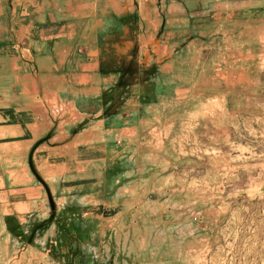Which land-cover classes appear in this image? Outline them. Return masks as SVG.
<instances>
[{
	"label": "rangeland",
	"instance_id": "374dc122",
	"mask_svg": "<svg viewBox=\"0 0 264 264\" xmlns=\"http://www.w3.org/2000/svg\"><path fill=\"white\" fill-rule=\"evenodd\" d=\"M0 264H264V0H0Z\"/></svg>",
	"mask_w": 264,
	"mask_h": 264
}]
</instances>
